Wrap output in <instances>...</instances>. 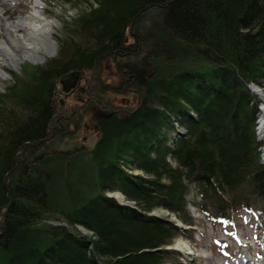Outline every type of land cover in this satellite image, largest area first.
<instances>
[{"label": "trees", "instance_id": "16d2710c", "mask_svg": "<svg viewBox=\"0 0 264 264\" xmlns=\"http://www.w3.org/2000/svg\"><path fill=\"white\" fill-rule=\"evenodd\" d=\"M63 1L87 6L65 21L58 55L0 91V264H164L182 230L150 212L194 225L193 187L217 225L264 216L262 100L250 88L264 87V0ZM111 56L138 102L104 100L89 144L60 80L91 72L99 89Z\"/></svg>", "mask_w": 264, "mask_h": 264}, {"label": "rangeland", "instance_id": "374dc122", "mask_svg": "<svg viewBox=\"0 0 264 264\" xmlns=\"http://www.w3.org/2000/svg\"><path fill=\"white\" fill-rule=\"evenodd\" d=\"M0 4L4 5L5 15L9 19H13L19 15L26 16L35 9V6H40L39 9L45 20L47 19L46 21L53 23L51 33L57 43L56 54L47 57L44 62L34 63L27 60L17 66L5 65L7 77L0 81V91L5 92L7 86L13 81L12 72L21 74L23 66L43 65L49 59L58 55L60 41L66 36L64 32L65 21H70L73 17H76L82 9L86 8L87 4L84 3L81 6L75 7L63 0H0ZM3 37L9 42L4 27L1 25L0 39ZM99 70L97 80L102 81L104 84L99 89L93 90L94 84L97 81L94 73L91 72H87L86 74L84 72L80 83L85 85V87L86 84L89 85V89H91L88 94H95L96 98L101 102L92 99L88 104H80L83 103V101H80V103H77L75 109V112L78 111L79 107L85 110V128L80 136H86L87 140L85 142L89 144L92 143L90 140H94L98 134L97 130L92 127L96 118L102 112H107L108 110L103 109V106H108V103L104 102V100L110 102L111 105L121 108L135 106L138 102V97L132 93L130 87H125V76L114 56L102 62ZM70 103L75 105L72 101ZM88 124L91 127H88ZM64 147L69 148L72 146L68 144V147ZM188 198L189 208L195 218V224L187 225L182 222L187 229H184L181 235L176 238L175 243L170 246L178 250H175L176 257L164 264H264L263 218L259 216L254 217L250 212L245 211L236 217L233 224L229 226L217 225L208 219L200 208L194 204V201L200 200L196 188H191ZM180 241L186 243L190 250L193 251L189 256H185L182 251H179L178 244Z\"/></svg>", "mask_w": 264, "mask_h": 264}, {"label": "bare ground", "instance_id": "6f19581e", "mask_svg": "<svg viewBox=\"0 0 264 264\" xmlns=\"http://www.w3.org/2000/svg\"><path fill=\"white\" fill-rule=\"evenodd\" d=\"M39 7L35 6V9L26 16L19 15L9 19L5 15L4 5L0 4V26L4 27L9 38V42L4 37L0 39V81L7 77L5 65L17 66L27 60L34 63L44 62L47 57L56 54L57 43L51 33L53 23L45 20ZM258 92L261 93L259 89ZM260 118V135L264 139V110L261 111ZM117 195L123 200L120 194L117 193ZM178 248L185 256L193 252L186 243L181 241Z\"/></svg>", "mask_w": 264, "mask_h": 264}, {"label": "water", "instance_id": "95a60500", "mask_svg": "<svg viewBox=\"0 0 264 264\" xmlns=\"http://www.w3.org/2000/svg\"><path fill=\"white\" fill-rule=\"evenodd\" d=\"M83 78V72L81 71H73L68 73L66 76H64L61 80L60 83L62 85V90L65 94H68L72 91H74V89L80 84V81ZM251 90L257 94L261 100H262V104L260 105V110H264V87L260 86L258 84H251L250 85ZM258 89L261 91V93L258 92ZM261 115V112H260ZM259 115V126H258V139L261 141H264V139L262 138V136L260 135V126H261V118ZM263 124H264V119H263ZM264 146L262 148V161L264 162ZM120 194L123 197V200H121L119 198V196L117 195ZM109 196L114 197L120 204L122 205H127L130 207H136L135 204L136 202L134 200H130L127 198V196L122 192V191H112L108 193ZM2 208H0V212H2ZM151 215H155L156 217L163 219L167 222H171L174 223L175 225H178L179 227H181V230L183 231L184 229H187L184 224L180 221V219L178 218L177 214L172 212L171 210L164 208V207H156L152 212H150ZM181 223V224H180ZM78 228L88 234L91 235L93 232L91 230H89L88 228H85L83 226H78ZM168 248H171L170 246H168Z\"/></svg>", "mask_w": 264, "mask_h": 264}, {"label": "flooded vegetation", "instance_id": "af4514ba", "mask_svg": "<svg viewBox=\"0 0 264 264\" xmlns=\"http://www.w3.org/2000/svg\"><path fill=\"white\" fill-rule=\"evenodd\" d=\"M115 59L117 60V57H115ZM117 62H118V60H117ZM118 64H119V68L122 70V72L124 73V71H123V69L121 68V66H120V63L118 62ZM84 73V72H83ZM85 74H86V72H85ZM83 79V78H82ZM86 83V82H85ZM125 85V87H130V90L132 91V93L133 94H135V95H137V93L135 92L136 90L133 88V87H131L128 83H125L124 84ZM91 89V88H90ZM90 89H89V85H87L86 84V87H85V85H82L81 83H80V85L79 86H77L75 89H74V91H72V92H70V93H68V94H65V93H63V100H65L64 102H63V100L61 101L63 104H65V102H68V101H72L75 105V107L77 106V103H80V101H83V103H80V104H88L89 103V101L90 100H95V101H98V102H101L99 99H97L96 98V95H91V94H88L89 93V91H90ZM127 89V88H126ZM86 96V97H85ZM79 106V105H78ZM79 108H81V107H79ZM106 108H109V106H103V109L105 110ZM107 112H102L99 116H101V115H104V114H106ZM74 114H76V112L74 111L73 112V115ZM88 127H91V125L90 124H88L87 125ZM95 130H98V125H97V123L95 122L94 124H93V126H92ZM87 139V137L86 136H84V140H86ZM1 213V212H0ZM1 225H2V219H1V215H0V229H1Z\"/></svg>", "mask_w": 264, "mask_h": 264}]
</instances>
